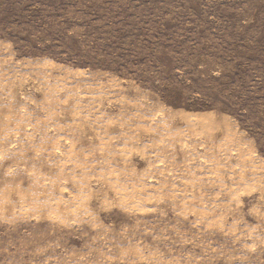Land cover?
Instances as JSON below:
<instances>
[{"label":"rangeland","instance_id":"obj_1","mask_svg":"<svg viewBox=\"0 0 264 264\" xmlns=\"http://www.w3.org/2000/svg\"><path fill=\"white\" fill-rule=\"evenodd\" d=\"M0 264H264V0H0Z\"/></svg>","mask_w":264,"mask_h":264}]
</instances>
